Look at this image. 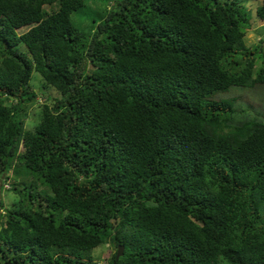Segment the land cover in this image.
<instances>
[{"label": "trees", "instance_id": "1", "mask_svg": "<svg viewBox=\"0 0 264 264\" xmlns=\"http://www.w3.org/2000/svg\"><path fill=\"white\" fill-rule=\"evenodd\" d=\"M248 19L243 0H0V173L38 177L0 201V264H95L105 236L104 264H264Z\"/></svg>", "mask_w": 264, "mask_h": 264}, {"label": "rangeland", "instance_id": "2", "mask_svg": "<svg viewBox=\"0 0 264 264\" xmlns=\"http://www.w3.org/2000/svg\"><path fill=\"white\" fill-rule=\"evenodd\" d=\"M246 10L249 13V26L246 28L245 33L243 35V40L245 45H249L252 43L257 42L258 40L262 39L264 36V18L259 19L257 16H255V7L259 4L258 0H243ZM53 8H49L48 6H44V10L47 12H50ZM27 27H21L17 28V32H22L26 30ZM23 48V47H21ZM30 85L34 88L39 89V85L41 84L38 75L35 72H32L30 77ZM56 94L55 90L48 87L43 90V94L37 95L36 99L32 102V104L28 105L27 107V118L24 121V128L30 129L33 127L34 124H36L39 121L40 118V105L45 102L46 96L54 97ZM9 170V169H8ZM9 177L7 175V179L4 182L8 183V189L3 191L0 190V199L4 203V205L8 204V201L12 199V197H19V194H14L11 190V183H15L17 188H23L22 182L26 184L31 182H37L38 177L33 174H28V172L22 167L17 166L16 168H13L9 170ZM10 183V185H9ZM37 186H40V192H47L43 186H41V183H36ZM0 213H3L4 206L1 208ZM2 223V218H0V225ZM101 244L91 249V257L95 260V264H102L104 259L114 251V247L112 243L109 241V238L107 236L101 238Z\"/></svg>", "mask_w": 264, "mask_h": 264}, {"label": "clouds", "instance_id": "3", "mask_svg": "<svg viewBox=\"0 0 264 264\" xmlns=\"http://www.w3.org/2000/svg\"><path fill=\"white\" fill-rule=\"evenodd\" d=\"M22 27H27V28H29L30 26L28 25V26H22ZM21 28V27H20ZM25 31V30H24ZM23 32V31H22ZM23 47V46H22ZM23 49V48H22ZM14 168V166H11L10 168H9V170H11V169H13ZM9 170L7 169L6 171H4L2 174L0 173V190H3V191H5V190H7L8 189V183L7 182H4L6 179H7V175H8V177H9ZM9 185H10V183H9ZM0 201H1V199H0ZM2 202V201H1ZM2 204L4 205V203L2 202ZM0 210H2V209H0ZM119 246V245H118ZM117 246V247H118ZM121 246V245H120ZM122 247V246H121ZM123 248V247H122ZM116 251H117V249H116ZM116 259V258H115ZM105 263V260L103 261V263L102 264H104ZM112 264H114V263H112Z\"/></svg>", "mask_w": 264, "mask_h": 264}, {"label": "water", "instance_id": "4", "mask_svg": "<svg viewBox=\"0 0 264 264\" xmlns=\"http://www.w3.org/2000/svg\"><path fill=\"white\" fill-rule=\"evenodd\" d=\"M122 254V247L119 245L117 247V251H116V254H115V258H117L118 256H120Z\"/></svg>", "mask_w": 264, "mask_h": 264}]
</instances>
